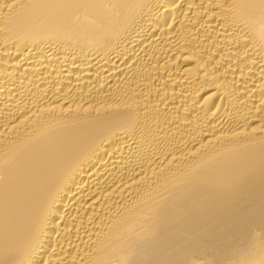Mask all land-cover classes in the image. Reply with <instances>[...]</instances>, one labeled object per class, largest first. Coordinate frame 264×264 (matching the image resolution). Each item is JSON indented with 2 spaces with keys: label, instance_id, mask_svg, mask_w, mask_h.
I'll list each match as a JSON object with an SVG mask.
<instances>
[{
  "label": "bare ground",
  "instance_id": "6f19581e",
  "mask_svg": "<svg viewBox=\"0 0 264 264\" xmlns=\"http://www.w3.org/2000/svg\"><path fill=\"white\" fill-rule=\"evenodd\" d=\"M0 264H264V0H0Z\"/></svg>",
  "mask_w": 264,
  "mask_h": 264
}]
</instances>
